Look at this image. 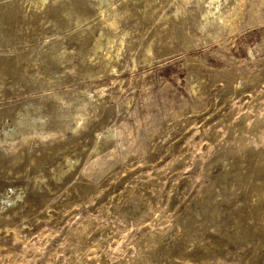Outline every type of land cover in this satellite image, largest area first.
<instances>
[{"label": "rangeland", "instance_id": "rangeland-1", "mask_svg": "<svg viewBox=\"0 0 264 264\" xmlns=\"http://www.w3.org/2000/svg\"><path fill=\"white\" fill-rule=\"evenodd\" d=\"M210 1L0 0V264H264V0Z\"/></svg>", "mask_w": 264, "mask_h": 264}, {"label": "bare ground", "instance_id": "bare-ground-1", "mask_svg": "<svg viewBox=\"0 0 264 264\" xmlns=\"http://www.w3.org/2000/svg\"><path fill=\"white\" fill-rule=\"evenodd\" d=\"M209 1H210V0H209ZM217 3H218V2H217L216 0H211V1L208 3V5H209V7H210V6H212V5H214V6L216 5V6H217ZM218 5H219V4H218ZM212 7H213V6H212ZM209 9H210V8H209ZM211 9H213V10H214V9H215V7H214V8H211ZM210 11H211V10H210ZM207 12H208V10H207ZM209 13H210V12H209ZM216 14H218V12H217ZM207 16H208V15H207ZM218 18H219V16H218ZM218 18H217V19H218ZM220 18H221V17H220ZM220 18H219L218 20H220V21H221V19H220ZM235 19H236V18H235ZM230 20H231V19H230ZM226 21L228 22V20H226V19H225V21H224V22H226ZM222 22H223V19H222ZM222 22H221V23H222ZM226 24H227V23H226ZM226 24H225V25H226ZM229 24H230V21H229ZM221 25H222V24H221ZM230 25H231V24H230ZM223 27H224V26H223ZM228 27H229V26H228Z\"/></svg>", "mask_w": 264, "mask_h": 264}]
</instances>
